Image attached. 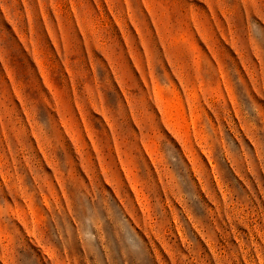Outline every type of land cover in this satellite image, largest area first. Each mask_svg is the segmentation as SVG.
I'll return each instance as SVG.
<instances>
[{
    "label": "rangeland",
    "instance_id": "obj_1",
    "mask_svg": "<svg viewBox=\"0 0 264 264\" xmlns=\"http://www.w3.org/2000/svg\"><path fill=\"white\" fill-rule=\"evenodd\" d=\"M0 264H264V0H0Z\"/></svg>",
    "mask_w": 264,
    "mask_h": 264
}]
</instances>
